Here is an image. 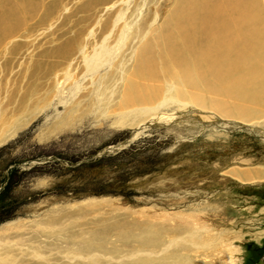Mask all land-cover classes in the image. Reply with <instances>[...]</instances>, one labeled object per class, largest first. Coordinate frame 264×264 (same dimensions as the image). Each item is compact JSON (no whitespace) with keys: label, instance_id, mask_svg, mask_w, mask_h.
Returning a JSON list of instances; mask_svg holds the SVG:
<instances>
[{"label":"rangeland","instance_id":"rangeland-1","mask_svg":"<svg viewBox=\"0 0 264 264\" xmlns=\"http://www.w3.org/2000/svg\"><path fill=\"white\" fill-rule=\"evenodd\" d=\"M19 1V22L0 38V264H136L129 254L143 248H154L146 264H264V103L225 89L198 108L170 104L173 122L138 133L140 120L117 123L137 106L120 101L138 44L130 10L139 4L138 24L156 14L154 27L176 0L130 2L113 36L131 33L91 75L81 51L122 0ZM253 5L263 40L264 3ZM253 168L260 175L240 181Z\"/></svg>","mask_w":264,"mask_h":264},{"label":"bare ground","instance_id":"bare-ground-1","mask_svg":"<svg viewBox=\"0 0 264 264\" xmlns=\"http://www.w3.org/2000/svg\"><path fill=\"white\" fill-rule=\"evenodd\" d=\"M116 1L119 0H100L103 4H113ZM130 2L134 1L122 0L115 8H112L113 6L107 8L110 11L111 19L109 25L104 26L106 23L102 25L104 26V31L100 35L102 37L94 45H91L90 51L86 52V47L81 51L86 74L91 75L95 71L99 72V69L106 66V62L113 55L119 54L117 52L122 46L115 42V37L117 42H122L123 37L130 34L132 29L125 32L123 34L125 36L122 38L113 36V34H115V29L119 28L122 33ZM259 2L264 3V0H176L166 19L154 27L151 24L155 21L156 14L150 25L147 22L149 16L146 20L141 16V24L137 23L139 15L136 10L139 7L137 3L130 10L129 16L136 27L134 32L138 44L132 50L131 70L121 78L123 85L120 96L121 103H134L137 106L121 112L117 123L127 122L131 125L140 120L141 122L134 126L133 130L138 133L146 125L173 122L176 113L173 111L167 114L166 112L170 104H174L177 111H182L188 107L192 108L207 103V95H210L211 101H213L216 99L215 96L225 94V89L229 90L227 94L229 93L230 96L242 93L244 98H248L253 103L254 101L257 103L255 98H258L259 104L264 103V92L260 94L261 98L258 95L253 97L247 93L250 87H254L256 90L264 89V68H262L264 67V39H260L259 34L257 35V14H255L253 5ZM21 6L22 3L19 0H0V38L3 35L6 37L5 33H9V29L19 22L18 14ZM240 7L242 14H240ZM244 18L250 19V24L246 22L241 25L240 20L242 21ZM240 26L242 32L245 31L243 35H240ZM129 28L130 26H127V29ZM259 30L261 31V29ZM240 39L242 48L239 49ZM237 55H240L243 61L240 62L241 59ZM240 63L247 66L244 73H246L245 78L248 81L245 83L246 81L241 80L245 84L238 87V92H236L233 88L241 85ZM260 66L262 69H258ZM117 67L121 70L123 62L120 61ZM79 86L80 83L74 86L73 93L79 89ZM102 99L103 97L100 98V100ZM219 109L221 110V108ZM221 111L223 112V110ZM206 112L208 111H204V114ZM243 113L247 114L245 117L249 116L246 111L241 110L240 106L242 122L245 121ZM201 114L203 115V113ZM184 119L186 121L188 119V122L193 125L198 124L201 120L191 117V115L190 117L185 116ZM247 129H249L248 126ZM133 134L131 133L132 136ZM123 143L125 142L122 141L121 144ZM244 171L240 170V179H246L240 181L250 180L256 174L260 175L261 169L259 171L254 169L250 174H245ZM238 174L236 171V175ZM257 177L260 178V176ZM172 243L173 240L169 241L161 249V253L165 252ZM143 249L146 250L145 253L136 250L129 254L130 259L137 262L136 264H146L145 260L154 251V248ZM160 254L153 258L159 257Z\"/></svg>","mask_w":264,"mask_h":264},{"label":"trees","instance_id":"trees-1","mask_svg":"<svg viewBox=\"0 0 264 264\" xmlns=\"http://www.w3.org/2000/svg\"><path fill=\"white\" fill-rule=\"evenodd\" d=\"M1 195V194H0Z\"/></svg>","mask_w":264,"mask_h":264}]
</instances>
